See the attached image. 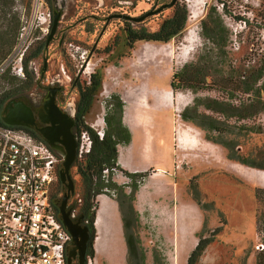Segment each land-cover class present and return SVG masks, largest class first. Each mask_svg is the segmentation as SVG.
<instances>
[{
  "label": "rangeland",
  "instance_id": "374dc122",
  "mask_svg": "<svg viewBox=\"0 0 264 264\" xmlns=\"http://www.w3.org/2000/svg\"><path fill=\"white\" fill-rule=\"evenodd\" d=\"M172 1L66 0L56 40L40 56L38 66L41 68L42 58H46L48 67L60 75L67 89L74 80L79 86H85L91 74H100L101 89L83 117L84 125L94 132L101 127L105 130L103 117L110 97L116 95L122 101V124L129 130L131 140L127 146L117 147L119 168L109 171L108 175L119 186L131 184L123 171L145 175L138 182L134 201L145 264H153L154 250L165 264H186L204 218L206 237L216 229L219 232L196 264H255L257 254L263 250H257L256 246L262 244L264 248V203L254 197V190L264 189V171L228 160L222 147L208 142L204 132L184 123L179 114L192 104L194 94L172 93L169 81L172 73L193 61L202 47L200 21L210 7L215 8L233 33L241 32L243 38L254 40L260 31L253 26L244 27L241 20L249 19L252 23L254 16L264 18V0H175L187 10L182 37L167 44L136 42L129 48L123 31L126 22L134 29L155 31L171 16ZM32 2L14 0L5 9L10 29L18 20L16 33L28 17ZM60 2L55 5L61 9ZM125 16L132 18L131 21ZM35 36L41 37L38 33ZM232 39L231 51L236 57L243 55L248 47L239 43L234 35ZM44 40L45 37L34 41L32 46ZM114 40L117 44L111 46L110 52H105L104 48ZM7 88L3 77L0 94ZM73 95H76L74 90ZM198 95L218 98L214 91ZM244 123L261 127L260 134L251 135L247 140L244 152L248 150L256 163L263 164L264 113ZM69 176L74 190L71 200L66 202L67 210L77 214L81 184L75 166ZM191 182L205 210L193 201ZM55 188L56 182L51 194ZM63 188L65 194L64 185ZM111 193L104 191L92 201L96 222L99 213L101 217L99 228L94 223V257L87 259V264H126L120 216ZM258 226L262 232L258 231ZM119 247L121 253L117 251Z\"/></svg>",
  "mask_w": 264,
  "mask_h": 264
},
{
  "label": "trees",
  "instance_id": "16d2710c",
  "mask_svg": "<svg viewBox=\"0 0 264 264\" xmlns=\"http://www.w3.org/2000/svg\"><path fill=\"white\" fill-rule=\"evenodd\" d=\"M45 1L51 11L50 0ZM13 2L14 0H0V21L2 22L0 24V59H3L13 48L18 33H16L18 20L10 29L11 22L6 19L8 13L5 9ZM171 7L173 9L171 16L165 18L155 31L150 32L144 28L134 29L130 22H126V28L123 30L126 45L132 48L136 42L167 44L175 38L182 37L187 22V10L184 5L176 2ZM6 21L7 23L4 24ZM251 21L252 23L249 19L241 20L244 27L253 26L260 31L256 33L254 40L243 38L241 32L233 33L224 24L215 8L210 7L200 21L202 47L193 61L172 73L169 87L172 93L189 91L194 94L192 104L184 107L179 114L184 123L198 128L204 132L205 140L222 147L226 151L228 160L264 171V163H256L255 158L249 154L251 152L248 150L244 152L250 136L262 132L260 126L244 122H249L264 113V18L254 16ZM2 25L5 26L4 30H2ZM233 35L239 43L248 47V50L239 57L231 51ZM116 44L114 40L104 48V51L110 52L111 46ZM43 46L44 41L34 46L31 45L29 48L24 58L26 76H29L28 62L41 55ZM4 79L7 81L8 88L0 94V113L5 102L17 93L20 86L27 89L31 85L30 79H20L10 75H5ZM101 86L102 78L98 72L89 76L87 85L78 86L82 117L90 111L94 97L100 91ZM205 91L216 92L218 98L198 95ZM106 105L107 111L103 117L105 130L102 139H99L91 128L84 125L83 118L81 119L79 132L85 131L88 134L91 146L89 153L77 159L74 164L81 184L80 202L76 215L88 228L89 234L85 256L86 260L94 257L96 212L92 201L104 191H109L112 192L117 203L126 247V264H145V253L137 232L138 214L134 208L138 182L143 180L145 175L123 171L131 180V184L122 186L112 182L109 175L107 179L102 176L104 170H108L109 173L119 168L117 147L127 146L131 140L129 130L122 124L123 103L120 98L112 95ZM0 125L5 126L1 120ZM58 175L59 167L55 173L56 188L51 194L52 205L59 217L58 202L62 200V196H59L60 193L64 195V188ZM191 184L192 182L190 183L192 188L190 194L193 201L201 210H205L198 200L196 186ZM126 188L129 192H126ZM254 197L264 203V189H255ZM75 219L76 217L73 218ZM206 224L207 221L204 218L197 235V243L190 251L186 264H196L205 248L213 241V236L219 232V229H216L206 237L204 235ZM258 231L262 232L259 226ZM152 259L153 264H165L155 250L152 252ZM255 264H264V248L257 254Z\"/></svg>",
  "mask_w": 264,
  "mask_h": 264
},
{
  "label": "built area",
  "instance_id": "2783aa9c",
  "mask_svg": "<svg viewBox=\"0 0 264 264\" xmlns=\"http://www.w3.org/2000/svg\"><path fill=\"white\" fill-rule=\"evenodd\" d=\"M50 23L46 1L33 0L11 53L0 62V80L5 75L24 77V58L33 42L48 33ZM95 133L102 139L103 127ZM79 142L78 159L90 151L85 131ZM60 161L47 144L27 131L0 125V264H67L71 236L51 201ZM102 176L107 179L108 170ZM256 249L262 250L263 245Z\"/></svg>",
  "mask_w": 264,
  "mask_h": 264
},
{
  "label": "flooded vegetation",
  "instance_id": "af4514ba",
  "mask_svg": "<svg viewBox=\"0 0 264 264\" xmlns=\"http://www.w3.org/2000/svg\"><path fill=\"white\" fill-rule=\"evenodd\" d=\"M60 1L61 0H59V2ZM174 1L175 0L172 1L170 6L175 3ZM54 2L56 3L58 0H50L51 22L53 20L54 13L59 12L61 17L63 13L62 10H64L66 4H62L61 1L60 9L54 5ZM100 2L102 3V0H100ZM54 6L57 9H55ZM125 18L129 17L125 16ZM129 19L131 20L132 18ZM56 29L48 43L46 42L50 29L44 36L45 40L41 55L47 49L48 45L56 40ZM61 43L62 42L60 40L59 45H61ZM40 56L28 62L27 70L29 76L25 75L24 69V77L20 78L27 80L30 79V87L24 89L20 86L17 93L5 102L3 109L8 102L11 103L6 112L3 113L2 109L0 113V120L2 122V119L4 118L17 122L18 125L15 127L27 131L36 139L47 144L61 159L60 164L58 165L60 173L62 170V162L68 154L72 153L75 156L70 169L74 166L76 160L78 159V148L80 144L79 131L81 119L83 118L79 107V84L77 80H74L70 84V88L67 89V86L63 84L60 75L53 73L51 68L48 67L46 58H42V65L41 68H39L38 59ZM73 90L76 91V95H73ZM61 185L63 186L62 183ZM72 194L68 197L67 201L71 200ZM68 211L72 213L71 210L68 209ZM71 216L75 218L76 213H72ZM78 219L79 218L76 217L75 220ZM71 264H77V259H73Z\"/></svg>",
  "mask_w": 264,
  "mask_h": 264
},
{
  "label": "water",
  "instance_id": "95a60500",
  "mask_svg": "<svg viewBox=\"0 0 264 264\" xmlns=\"http://www.w3.org/2000/svg\"><path fill=\"white\" fill-rule=\"evenodd\" d=\"M61 1L63 4L66 0H61ZM54 5H55V2H54ZM55 9L57 8L55 7ZM59 19H60V13L59 12L54 13L52 25H51L50 32L48 34L46 43H48L49 40L51 39L57 27ZM10 103L11 102L7 103V105L3 109V113L6 112L7 109H9ZM2 122L4 125H7V126H17L18 125L17 122L10 121L4 118L2 119ZM74 159H75L74 154L72 153L68 154L64 158V161L62 162V170L60 171L58 175L60 182L66 188V192L62 197L60 205L58 206V212H59V218H60L62 225L64 226L66 231L71 236L70 249L67 252L66 263L71 264L73 259H77V264H86L87 260H86L85 252H86L87 243L89 240L88 228L82 224L81 218H79L78 220H73L70 212L66 209L67 199L73 193V190H74L72 179L69 176V169ZM95 222H96V218H95Z\"/></svg>",
  "mask_w": 264,
  "mask_h": 264
},
{
  "label": "bare ground",
  "instance_id": "6f19581e",
  "mask_svg": "<svg viewBox=\"0 0 264 264\" xmlns=\"http://www.w3.org/2000/svg\"><path fill=\"white\" fill-rule=\"evenodd\" d=\"M149 104V103H148ZM147 106V105H146ZM145 106V107H146ZM145 110H146V108H145ZM150 111V109H147V112H149ZM102 201H105V200H102ZM102 207H105V205H102ZM101 217V213H99L98 214V220H97V222H96V228H99V226H100V218ZM102 226V225H101ZM117 242H119L118 240H115V243H117ZM117 251L119 252V253H121V250H120V247H119V250L117 249Z\"/></svg>",
  "mask_w": 264,
  "mask_h": 264
},
{
  "label": "crops",
  "instance_id": "0c3cea01",
  "mask_svg": "<svg viewBox=\"0 0 264 264\" xmlns=\"http://www.w3.org/2000/svg\"><path fill=\"white\" fill-rule=\"evenodd\" d=\"M106 203V202H105Z\"/></svg>",
  "mask_w": 264,
  "mask_h": 264
}]
</instances>
